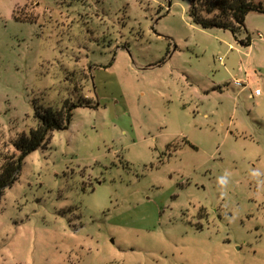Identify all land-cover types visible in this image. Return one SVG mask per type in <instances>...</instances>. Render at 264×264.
Listing matches in <instances>:
<instances>
[{
    "label": "rangeland",
    "instance_id": "rangeland-1",
    "mask_svg": "<svg viewBox=\"0 0 264 264\" xmlns=\"http://www.w3.org/2000/svg\"><path fill=\"white\" fill-rule=\"evenodd\" d=\"M190 4L0 0V169L36 106L92 105L0 194V264H264V14Z\"/></svg>",
    "mask_w": 264,
    "mask_h": 264
},
{
    "label": "trees",
    "instance_id": "trees-1",
    "mask_svg": "<svg viewBox=\"0 0 264 264\" xmlns=\"http://www.w3.org/2000/svg\"><path fill=\"white\" fill-rule=\"evenodd\" d=\"M190 2L189 16L192 23L203 29H229L236 34L245 27L249 13L264 14V0H190ZM81 106L92 107L90 101L79 104L65 101L59 108L35 107L36 126L31 129L29 137L23 135L15 142L21 154L19 157L16 155L7 157L1 166L0 194L17 181L24 159L45 147L53 131L69 128L73 111Z\"/></svg>",
    "mask_w": 264,
    "mask_h": 264
},
{
    "label": "built area",
    "instance_id": "built-area-1",
    "mask_svg": "<svg viewBox=\"0 0 264 264\" xmlns=\"http://www.w3.org/2000/svg\"><path fill=\"white\" fill-rule=\"evenodd\" d=\"M236 85H240L239 83H237ZM260 92L257 90L256 94H259Z\"/></svg>",
    "mask_w": 264,
    "mask_h": 264
}]
</instances>
